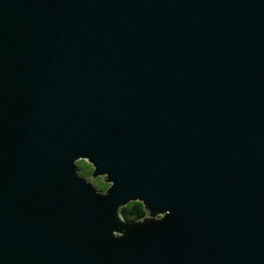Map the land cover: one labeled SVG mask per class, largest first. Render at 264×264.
I'll return each mask as SVG.
<instances>
[{"label": "water", "instance_id": "1", "mask_svg": "<svg viewBox=\"0 0 264 264\" xmlns=\"http://www.w3.org/2000/svg\"><path fill=\"white\" fill-rule=\"evenodd\" d=\"M137 193L172 215L108 239ZM0 264H264V0H0Z\"/></svg>", "mask_w": 264, "mask_h": 264}, {"label": "clouds", "instance_id": "2", "mask_svg": "<svg viewBox=\"0 0 264 264\" xmlns=\"http://www.w3.org/2000/svg\"><path fill=\"white\" fill-rule=\"evenodd\" d=\"M96 153L91 149L73 148L68 153L69 174L91 194L101 200L112 199L117 183L107 167L97 163ZM173 213L171 207H157L141 194H130L115 199L111 204L110 220L106 225L108 239L117 243L132 240L137 231L150 232L155 225L165 222Z\"/></svg>", "mask_w": 264, "mask_h": 264}]
</instances>
